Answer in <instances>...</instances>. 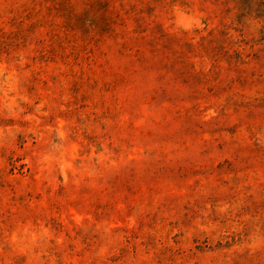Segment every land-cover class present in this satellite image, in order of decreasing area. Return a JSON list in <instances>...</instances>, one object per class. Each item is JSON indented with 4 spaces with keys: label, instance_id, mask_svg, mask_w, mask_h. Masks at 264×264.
I'll use <instances>...</instances> for the list:
<instances>
[{
    "label": "rangeland",
    "instance_id": "rangeland-1",
    "mask_svg": "<svg viewBox=\"0 0 264 264\" xmlns=\"http://www.w3.org/2000/svg\"><path fill=\"white\" fill-rule=\"evenodd\" d=\"M0 264H264V0H0Z\"/></svg>",
    "mask_w": 264,
    "mask_h": 264
}]
</instances>
